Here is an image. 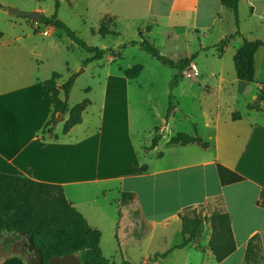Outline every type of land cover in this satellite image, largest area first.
<instances>
[{
	"label": "crops",
	"instance_id": "crops-1",
	"mask_svg": "<svg viewBox=\"0 0 264 264\" xmlns=\"http://www.w3.org/2000/svg\"><path fill=\"white\" fill-rule=\"evenodd\" d=\"M163 10L164 13L150 12L147 25L153 24L150 36L160 23L164 40L169 31L178 28L194 29L197 35L203 31L206 36L218 31L225 22L223 15L230 13L219 0H170ZM238 14L239 35L229 41L224 53L232 49L234 54L243 40L264 41V0L241 1ZM232 25V33L229 31L222 38L236 32L234 22ZM21 39H0L1 174L61 186L71 205L92 229L100 232L99 246L110 264H120L122 259L132 264H164L171 258L175 264H245L246 247L254 236L259 237L264 264V123L252 116L258 112L245 108L236 121L231 114L225 119L213 117L207 123V136L198 135L209 143L203 149L197 144H167L172 136L164 138V132L175 109L162 126L164 132L160 133L158 145L147 150L151 140L139 147L133 143L126 93L119 97L120 91L109 90L96 128L72 137L74 127L84 124L85 109L81 124L67 134L55 126L51 134L42 135L51 115V99L41 83L51 76H42L40 54H36V47L25 49ZM23 49L26 55L22 54ZM258 55L264 57V47L254 55L255 74ZM153 136L154 132L149 134L151 139ZM217 164L238 174L243 181L222 186ZM142 166H146V171L136 173L135 169ZM196 177L206 186L203 195L181 199V185ZM110 188L115 190L111 199ZM122 193L133 194V201L122 205ZM215 199L221 201L222 212L230 217L235 242V251L220 263L207 246L209 235L201 246L195 240L175 248L182 242L178 214ZM176 200L182 201L171 208ZM103 233L108 255L102 246ZM16 244L11 253L0 259V264H28L29 257L14 250ZM164 253L165 257L152 261L155 255Z\"/></svg>",
	"mask_w": 264,
	"mask_h": 264
},
{
	"label": "rangeland",
	"instance_id": "rangeland-1",
	"mask_svg": "<svg viewBox=\"0 0 264 264\" xmlns=\"http://www.w3.org/2000/svg\"><path fill=\"white\" fill-rule=\"evenodd\" d=\"M169 2L170 0H59L58 18L87 45L109 51L101 61L86 66H83V61L89 55L62 32L7 12L10 8L38 11L48 17L55 12V0H0V5L3 6L0 10L1 40L16 42V38L20 36L25 49L36 47V54H40L39 62L42 64L40 73L48 78L52 73L59 74L60 85L75 76L69 94V106L85 99L90 101V105L83 114L84 124L74 127L72 137H78L87 129L91 131L97 127L99 111L107 91L114 90L113 92H121L118 94L119 97L124 92L125 97H128L134 145L139 147L143 143L147 144L151 140L149 134L153 133L156 127L161 126L156 134L164 132L162 126L169 101L168 84L174 75L182 76L183 80L172 92V103L177 107L176 114L173 120L168 122V130L164 132V138L174 136L178 132L204 137L210 131L207 123L216 115L225 119L228 114L232 115L234 112L243 114L247 105L259 101L256 97L260 90L259 85L264 83V57L257 56L254 83H243L236 79L232 62L233 50H226L222 56L217 52L219 43L228 37L222 38V36L233 31V27L230 29L234 22L231 13L223 15L225 22L220 29H217L218 31H211L206 36H203V31L197 35L198 31L194 29L178 28L169 31L164 40L161 39L164 28L160 23L149 36L150 28L153 26V24L147 25L151 18L150 12L164 13L163 9ZM228 18L231 20L230 23ZM100 24L117 35H99ZM46 29L49 31L47 37L42 35ZM139 30L162 55L171 59L196 54L190 69L182 72L169 69L153 60L138 45H130V41L140 42ZM12 46L19 48L17 44ZM25 49L21 50L23 55H26ZM169 51L171 54H167ZM135 65L143 67L139 77L134 80L125 79L123 71ZM261 107L263 112L253 113L252 116L264 123V101L261 102ZM64 121L65 118L57 122L58 129L63 127ZM110 189L108 198L111 199L115 196V190ZM205 190L206 186L199 178H191L181 185L179 197L183 199L191 196L190 198L196 199L202 196ZM178 201L182 200H176L170 207H176ZM192 210L189 209L185 213L191 215ZM195 212L205 218L202 234L197 239L201 246L207 235L210 239L209 218L215 212L222 213V203L219 199H215L197 206ZM106 238L103 233L102 246L105 255H108ZM21 241L22 237L3 239L0 237V259L11 253L12 246ZM22 255L29 257L25 253ZM164 264H175V262L171 258Z\"/></svg>",
	"mask_w": 264,
	"mask_h": 264
},
{
	"label": "trees",
	"instance_id": "trees-1",
	"mask_svg": "<svg viewBox=\"0 0 264 264\" xmlns=\"http://www.w3.org/2000/svg\"><path fill=\"white\" fill-rule=\"evenodd\" d=\"M243 0H219L220 5L228 10L232 16L236 32L225 38L219 43L217 52L222 56L224 49L231 39L239 35V14L238 6ZM55 12L51 16H43L41 23L44 26L53 27L62 32L75 45L84 50L89 56L83 61V66L96 61H101L108 50L89 46L76 34L69 29L57 16L59 0H55ZM3 6L0 5V10ZM148 29V28H146ZM98 33L101 36H116L109 31L103 24H100ZM140 42L130 41V45H138L147 55L169 69L182 72L189 70L196 56L171 59L169 56L162 55L160 50L144 37L141 30L138 31ZM2 33L0 32V39ZM264 47V41L243 40L242 44L235 50L232 56L235 77L243 83L255 82L254 55ZM143 67L135 65L123 71V76L128 80L136 79ZM72 76L58 86L61 76L53 73L51 77L41 83V87L51 99V115L45 123L41 134H51L57 124L56 118L62 115L65 118L62 134H67L74 126L81 124L82 113L90 105L88 99L83 100L73 106H69V94L74 83ZM183 80L182 76L174 75L168 84L169 96L168 107L164 116V122L173 116L177 108L173 102L172 91ZM89 89L86 90L88 92ZM259 101L255 104L247 105L248 111L263 112L261 102L264 101V83L261 84L259 93L256 97ZM241 118L239 112H234L231 119L236 121ZM159 127L154 130L147 150L154 149L161 140V134H156ZM168 145L197 144L203 149L209 147L208 142H204L197 135H188L182 132L172 136ZM217 176L222 186L243 181V178L231 170L217 164ZM146 171V166L136 168L135 172L141 174ZM134 195L122 193L120 202L122 205L133 201ZM190 208L184 209L178 214L180 220V233L182 242L175 248H182L189 243L197 240L202 234L204 219L201 214L192 210L191 215L186 214ZM211 235L208 241V248L215 261L220 263L235 251V242L230 225V217L227 213L215 212L209 218ZM21 238L27 235L32 238L33 244L41 252L42 263L48 264L54 256L75 254L79 257L80 264H110L101 252L99 242L101 234L98 230L92 229L85 218L71 205L66 199L63 188L59 185L36 182L34 180L15 175L0 173V236L1 238L12 237ZM14 237V236H13ZM167 253V252H166ZM166 253L155 255L152 261L165 257ZM245 264H261L263 256L258 236L252 237L246 247ZM120 264H132L122 259Z\"/></svg>",
	"mask_w": 264,
	"mask_h": 264
},
{
	"label": "water",
	"instance_id": "water-1",
	"mask_svg": "<svg viewBox=\"0 0 264 264\" xmlns=\"http://www.w3.org/2000/svg\"><path fill=\"white\" fill-rule=\"evenodd\" d=\"M7 12L10 15H15L18 17H24L35 21L40 24L42 21V14L38 11H20L17 9H8ZM63 120L62 115H58L56 122ZM16 234H12V237ZM1 237V236H0ZM23 241L14 246V250L18 252H23L29 256L28 264H43L42 255L39 249L33 244L32 238L27 235H22ZM48 264H80L79 257L75 254H66L63 256L52 257Z\"/></svg>",
	"mask_w": 264,
	"mask_h": 264
},
{
	"label": "built area",
	"instance_id": "built-area-1",
	"mask_svg": "<svg viewBox=\"0 0 264 264\" xmlns=\"http://www.w3.org/2000/svg\"><path fill=\"white\" fill-rule=\"evenodd\" d=\"M43 36L47 37L49 35V31L46 29L44 30V32L42 33Z\"/></svg>",
	"mask_w": 264,
	"mask_h": 264
},
{
	"label": "flooded vegetation",
	"instance_id": "flooded-vegetation-1",
	"mask_svg": "<svg viewBox=\"0 0 264 264\" xmlns=\"http://www.w3.org/2000/svg\"><path fill=\"white\" fill-rule=\"evenodd\" d=\"M1 239H3V238H1Z\"/></svg>",
	"mask_w": 264,
	"mask_h": 264
}]
</instances>
